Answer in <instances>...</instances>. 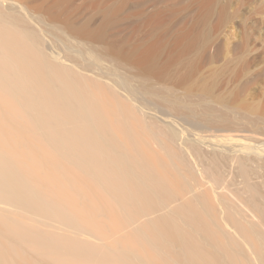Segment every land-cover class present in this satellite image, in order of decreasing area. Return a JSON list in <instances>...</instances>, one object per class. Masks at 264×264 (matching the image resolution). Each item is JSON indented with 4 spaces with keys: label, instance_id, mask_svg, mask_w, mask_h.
<instances>
[{
    "label": "bare ground",
    "instance_id": "1",
    "mask_svg": "<svg viewBox=\"0 0 264 264\" xmlns=\"http://www.w3.org/2000/svg\"><path fill=\"white\" fill-rule=\"evenodd\" d=\"M155 2L177 4L134 18L130 0H118L99 30L68 35L70 58L85 64L86 51L88 70L92 59L111 64L103 74L144 108L194 121L200 102L206 122H218L206 96L181 95L215 0ZM93 82L56 65L36 32L0 12V205L14 218L0 209V264H264V201L249 164L228 158L246 187L238 207L220 154L203 157L195 143L187 152L181 131ZM81 175L90 179L76 187Z\"/></svg>",
    "mask_w": 264,
    "mask_h": 264
},
{
    "label": "rangeland",
    "instance_id": "2",
    "mask_svg": "<svg viewBox=\"0 0 264 264\" xmlns=\"http://www.w3.org/2000/svg\"><path fill=\"white\" fill-rule=\"evenodd\" d=\"M117 2L118 0H0V12L11 15L12 19L16 18L36 32L45 46L47 56L56 65L71 69L81 77L98 83L97 85L100 83L103 89L106 87L108 90L109 88V93L110 89L116 91L118 95L122 96L121 98L131 101L130 104L132 103L134 106L136 105L135 108H139L137 109L138 112L149 115L150 119L147 118L149 122H152L151 119L155 116L153 120L159 119L161 122L159 124L166 129L168 127L165 125H169L173 126L172 129L181 131L180 134L186 131L183 135L177 132L180 136L179 144L182 148L185 147V150L188 149L186 148L187 145L196 144L197 150L203 157L208 156L209 159H216L215 157L220 154L219 162L226 168L224 170L228 179L231 175L228 184L230 191L234 194L232 195L233 199L236 198L235 194H238L237 197L242 196V198L247 194L244 196L240 191L242 189L244 191L246 187H244V180L239 174V164L235 161L231 164L229 157H235V159L237 157V159L246 162V165L249 164L247 167L252 172L250 184L254 186L257 192L260 190L258 193L259 200L264 201L262 198V195L264 197V0H215L211 20L204 27L202 33V41L187 59L186 65L192 68V73L181 90V95L192 94L197 99V103L199 102L198 97L206 96L211 106L215 107L213 119L217 120L218 117L222 116L219 118L222 120L218 119V122L214 121L215 123L212 124L206 122V119L210 118H208V111L210 110L208 107L206 108L205 103H203L204 106L200 102L195 105L196 109L198 107L197 111L200 116H198L199 119H195L196 122L190 120L191 123L189 120L175 115L168 117L147 107L144 108L141 103L131 99L129 93L118 86L113 78L103 74L108 67L111 68V64L92 59V62L96 64L95 67L91 70L85 69V64H89L91 58L88 53L86 55L84 47H81V50L85 51L83 52L85 59H82L85 64L78 65L72 61L70 58L72 56L71 50L68 48L76 43L68 35L75 34V31L99 30L100 21L106 18L107 13ZM153 3L154 0H130L126 12L132 9L134 18H141L145 16V13L154 9L166 11L177 4L176 2L170 5ZM217 20L220 21V25L215 29L214 25ZM66 27L71 28L72 31L65 30ZM59 28L65 31L60 33L56 30ZM103 89L101 91L104 92ZM106 92L108 93V91ZM226 118L228 119L226 120ZM224 120L228 122L226 123ZM202 121L205 122L202 123ZM219 121L224 122L220 123ZM193 123L194 126H192ZM209 124L210 128L213 127L214 129L206 128L209 127ZM218 125H220V129L225 127L226 130L219 131ZM171 127L169 130H172ZM173 130L172 132L175 131ZM182 130L184 131L182 132ZM186 151L189 152V150ZM216 153L218 154L216 155ZM188 156L194 164L197 163V158H193V156L196 157L195 154L191 156L190 152ZM195 160H197L196 163ZM197 166L196 164V168L199 170L200 167ZM113 169L115 171L117 168ZM226 170L230 171L229 175ZM232 171L234 174L236 173L235 176H233ZM258 171L261 177L257 173ZM126 175L128 176L127 173ZM81 176L76 177L77 179L73 178L74 180L71 178L76 187L78 185L81 187L85 180L83 177H88ZM234 177H237L238 180ZM252 178L254 179L251 180ZM233 179L237 182L232 181ZM258 196H256L257 199ZM237 199H240L239 202ZM240 201L241 197L236 198V205L243 207ZM0 209L8 218L14 219L13 214L6 212L12 211L11 206L1 204ZM85 209H87L86 206ZM92 214L90 212V215ZM98 220L102 221V219Z\"/></svg>",
    "mask_w": 264,
    "mask_h": 264
}]
</instances>
